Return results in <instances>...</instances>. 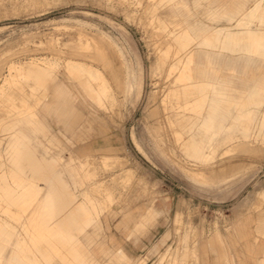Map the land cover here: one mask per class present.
<instances>
[{
    "label": "rangeland",
    "instance_id": "rangeland-1",
    "mask_svg": "<svg viewBox=\"0 0 264 264\" xmlns=\"http://www.w3.org/2000/svg\"><path fill=\"white\" fill-rule=\"evenodd\" d=\"M257 1L0 0V89L11 79L0 95V222L18 221L21 189L11 174L26 135L37 157L55 160L76 201L86 193L98 198V226L82 236L93 255L87 264H202L201 244H227L224 234L247 242L241 264H264V106L257 105L264 101V57L246 38L199 44L207 32L232 29ZM183 29L197 37L186 46L174 38ZM191 57L195 79L213 87L202 110L194 106L200 94L186 91L180 72L171 71ZM51 61L62 68L52 76L66 95L9 76L11 67ZM248 98L246 131L231 105ZM78 146L86 149L85 168ZM138 202L143 216L135 214Z\"/></svg>",
    "mask_w": 264,
    "mask_h": 264
},
{
    "label": "bare ground",
    "instance_id": "bare-ground-1",
    "mask_svg": "<svg viewBox=\"0 0 264 264\" xmlns=\"http://www.w3.org/2000/svg\"><path fill=\"white\" fill-rule=\"evenodd\" d=\"M255 23H258L259 26L256 29L253 28ZM234 27L236 30L239 29V34L237 32L226 34L228 31H233ZM233 28L221 27L217 31L207 32L203 35L199 44L209 47L213 42L222 40L228 35L232 41L236 42L246 38L252 43V51L264 57V0H258L253 6L241 12ZM219 32L224 34L223 37H218ZM174 38L183 46L185 42H194L197 39L188 29H183ZM192 59L191 57L187 62H183L184 68L182 69L179 67L180 60L172 65L171 71L178 70L180 72L178 81L185 84L184 89L186 91H191L190 94H200V97L195 102L191 101V103L194 102V106L202 110L206 100V96L204 97L205 91L213 87L207 81H197L195 79L190 65ZM67 64L69 68L73 69L83 67L80 63L68 62ZM57 68L62 72V68L58 67L56 62H48L44 66L31 63L28 68L24 65L11 67L9 76L34 78L37 80L38 85L46 88V90L51 87L52 92L61 96L66 93V87L60 79L52 76L53 71ZM83 69L91 74L99 75L98 70ZM13 70L16 71L17 75L12 73ZM10 83L11 79L6 78L0 89V95L6 94L7 88H10ZM84 86L92 89L90 85L85 84ZM104 88L101 86L95 89L104 90ZM49 99H51V96H49ZM95 100L99 105L104 106L100 95H96ZM250 100L251 98H248L238 103L234 102L231 105L234 122L242 125L246 131L251 116L250 111L245 107V102ZM53 104L56 103L53 102ZM11 105L12 103L9 101L5 106L9 107ZM257 105L263 107L264 101L258 102ZM67 111L74 114L73 110ZM65 117L62 119H65L66 123H70L69 118L71 116ZM236 126L233 125L231 128H236ZM25 137L26 135L22 137L21 144L23 148L19 150L21 154L17 158L18 171L16 169L11 174L15 177L18 188L21 189L20 194L16 196L20 207L17 214L18 221L15 225L7 221L0 222V264H47L45 260L48 264H52L54 256L65 257L67 264H75L76 262L87 264L93 255L83 241L82 236L89 235L88 228L91 225L98 226V205L96 203L98 198L86 193L83 201H76L65 182L59 178L55 160L37 157L29 147ZM215 138L214 135L212 141ZM77 148L79 154L76 158L79 160L80 168H85L90 163L87 155L82 156L86 153V149L80 146ZM71 154L73 153L66 155L68 160L74 159ZM131 174V170H129L124 178H130ZM40 181H44L45 186L42 187L39 184ZM5 190L9 197L13 195L11 194L13 190L9 185H6ZM23 216H27V220H23ZM19 227L26 236H23ZM98 228L100 229V226ZM133 264L143 263L133 262Z\"/></svg>",
    "mask_w": 264,
    "mask_h": 264
},
{
    "label": "crops",
    "instance_id": "crops-1",
    "mask_svg": "<svg viewBox=\"0 0 264 264\" xmlns=\"http://www.w3.org/2000/svg\"><path fill=\"white\" fill-rule=\"evenodd\" d=\"M58 123L59 120L56 118ZM61 125L64 126L60 122ZM159 209V208H158ZM145 213V204L144 202L142 203H137L136 206V212L135 214L137 216L139 215H144ZM128 222V221H127ZM126 220L124 217L120 218L119 225L121 228H125L127 225ZM113 235V233H111ZM226 235V236H225ZM223 239L227 241V244H220V243H212L210 244L207 239L206 243L201 244V258H202V264H241V250L245 246H247V242L242 243L241 242V236L239 235H233V234H224ZM117 236L113 235L112 241H116ZM247 238V237H246ZM249 241V242H254L255 238H247L243 241ZM212 241V240H211Z\"/></svg>",
    "mask_w": 264,
    "mask_h": 264
}]
</instances>
